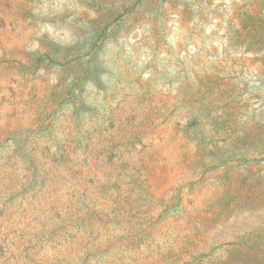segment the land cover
Instances as JSON below:
<instances>
[{
  "label": "rangeland",
  "instance_id": "1",
  "mask_svg": "<svg viewBox=\"0 0 264 264\" xmlns=\"http://www.w3.org/2000/svg\"><path fill=\"white\" fill-rule=\"evenodd\" d=\"M250 240L264 0H0V264H264Z\"/></svg>",
  "mask_w": 264,
  "mask_h": 264
},
{
  "label": "trees",
  "instance_id": "2",
  "mask_svg": "<svg viewBox=\"0 0 264 264\" xmlns=\"http://www.w3.org/2000/svg\"><path fill=\"white\" fill-rule=\"evenodd\" d=\"M238 245H239V248H237L236 252L240 256H244L247 252H248V254H251L254 252V254H255L254 258L256 260H258L259 257H263V259H264V250L262 249L264 247V241L256 242V241L250 240L247 243L242 242ZM242 250H244V251H242ZM229 260H230V257H229ZM231 261H234V260H231ZM236 261L239 262L238 260H236ZM226 264H228V263H226Z\"/></svg>",
  "mask_w": 264,
  "mask_h": 264
}]
</instances>
